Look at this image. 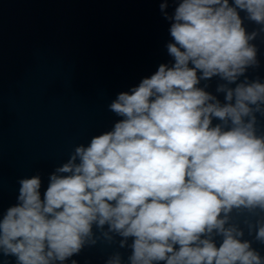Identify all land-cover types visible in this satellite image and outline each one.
Wrapping results in <instances>:
<instances>
[{
	"label": "clouds",
	"instance_id": "9594fccd",
	"mask_svg": "<svg viewBox=\"0 0 264 264\" xmlns=\"http://www.w3.org/2000/svg\"><path fill=\"white\" fill-rule=\"evenodd\" d=\"M171 2V15L160 3L171 62L117 95L120 119L76 146L43 193L39 174L19 179L0 256L78 264L85 247L119 238L129 255L105 264H264L253 246L264 244V80L248 75L264 0Z\"/></svg>",
	"mask_w": 264,
	"mask_h": 264
},
{
	"label": "water",
	"instance_id": "95a60500",
	"mask_svg": "<svg viewBox=\"0 0 264 264\" xmlns=\"http://www.w3.org/2000/svg\"><path fill=\"white\" fill-rule=\"evenodd\" d=\"M161 2L0 0V212L16 203L21 178L39 174L43 193L49 173L76 146L120 119L108 107L117 95L171 62L170 21ZM174 8L169 0V15ZM253 43L260 64L248 75L264 80V33ZM216 84L208 90L215 92ZM259 120L264 130V117ZM118 239H101L72 259L105 264L116 251L126 259L129 250ZM253 246L264 255V244ZM0 264L15 258L0 256Z\"/></svg>",
	"mask_w": 264,
	"mask_h": 264
}]
</instances>
